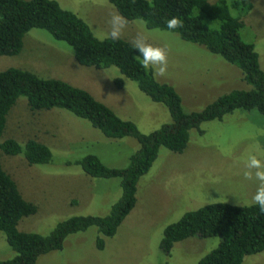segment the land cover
<instances>
[{
	"label": "rangeland",
	"instance_id": "obj_1",
	"mask_svg": "<svg viewBox=\"0 0 264 264\" xmlns=\"http://www.w3.org/2000/svg\"><path fill=\"white\" fill-rule=\"evenodd\" d=\"M56 1L76 13L93 34L98 32L97 38L107 37L109 21L118 14L108 0ZM242 1L250 3L251 9L242 12L230 7V12L242 21L240 38L254 45L264 71V0ZM138 35L167 51V74L155 78L176 89L185 111H200L220 95L251 88L237 67L176 33L147 28L137 19L129 21L121 38L133 43ZM23 41L18 55L0 56V71L27 69L85 89L119 117L132 121L142 133L171 121L162 105L142 93L117 68L99 70L78 64L68 44L41 29L30 30ZM200 129L202 134L190 131L181 153L159 148L151 168L137 182L134 208L113 237H104L102 250L95 247L99 233L92 226L68 235L61 250L39 256L35 264H197L220 238L190 237L174 243L166 255L159 247L163 230L186 212L210 203L237 205L239 199L246 206L252 205L259 182L244 179L243 161L249 153L264 160V115L255 109H236L222 119L203 122ZM9 138L20 143L34 139L53 154L51 163L29 164L22 154L0 152L2 169L24 200L37 206L35 214L20 220L18 229L42 235L70 216L106 215L121 195L119 178L90 177L72 161L95 154L106 166L121 168L139 147L133 137L108 138L64 109L31 111L24 97L18 98L6 116L0 142ZM14 254L0 233V260L11 259ZM243 264H264V250L245 256Z\"/></svg>",
	"mask_w": 264,
	"mask_h": 264
},
{
	"label": "trees",
	"instance_id": "obj_2",
	"mask_svg": "<svg viewBox=\"0 0 264 264\" xmlns=\"http://www.w3.org/2000/svg\"><path fill=\"white\" fill-rule=\"evenodd\" d=\"M118 14L128 21L140 19L147 28L176 33L180 39L205 47L237 67L250 89L232 90L218 96L200 111H185L176 89L153 76L151 69L141 67L140 53L133 43L120 38H97L76 13L62 8L56 0H0V56H15L23 48L24 37L32 29L48 32L73 49L76 62L85 67H115L153 102L162 105L171 121L142 133L136 125L119 117L107 105L96 100L85 89L53 77H41L22 68L0 71V137L6 116L19 97H24L31 111L64 109L84 119L104 136L121 139L133 137L139 147L121 168L106 166L95 154L72 161L95 178H119L121 195L106 215H74L60 222L47 234L21 231L23 217L37 212V206L24 200L16 183L0 164V233L15 253L0 264H35L38 257L61 250L68 235L96 227L99 236L95 247L102 250L104 237H113L117 228L134 208L137 182L146 174L158 156L160 147L181 153L190 131L202 134L200 125L222 119L236 109L257 110L264 115V71L252 43L243 41L239 31L242 21L233 16L230 7L246 12L250 3L242 0H108ZM178 17L183 27L168 29L166 20ZM121 88L122 82L116 80ZM0 152L22 154L29 164H48L53 154L48 146L34 139L20 143L14 139L0 142ZM1 155V153H0ZM190 237H219L218 245L200 258L197 264H243L247 255L264 250V215L257 205L240 207L225 202L201 206L183 214L165 226L160 249L169 255L176 242Z\"/></svg>",
	"mask_w": 264,
	"mask_h": 264
},
{
	"label": "clouds",
	"instance_id": "obj_3",
	"mask_svg": "<svg viewBox=\"0 0 264 264\" xmlns=\"http://www.w3.org/2000/svg\"><path fill=\"white\" fill-rule=\"evenodd\" d=\"M129 21L127 18L120 14L112 15L109 24L110 32L107 34V38L113 41H118L124 29L127 27ZM168 29H176L183 27L182 21L178 17H172L166 20ZM94 35L99 36L98 32H94ZM103 39V36H100ZM133 47L137 49L140 55L141 67L145 70L151 69L154 77H163L168 71V56L167 51L162 47H155L145 41L142 36H137L133 41ZM245 165V171L243 177L245 180L255 179L259 182V186L255 195L252 197V204L257 205L260 214L264 215V160L257 157V155L249 153L247 158L243 161ZM237 206L245 207L246 204L237 201Z\"/></svg>",
	"mask_w": 264,
	"mask_h": 264
}]
</instances>
